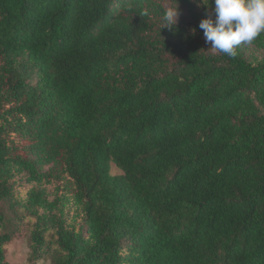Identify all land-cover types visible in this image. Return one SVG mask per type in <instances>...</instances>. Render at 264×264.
Returning a JSON list of instances; mask_svg holds the SVG:
<instances>
[{
    "label": "trees",
    "instance_id": "trees-1",
    "mask_svg": "<svg viewBox=\"0 0 264 264\" xmlns=\"http://www.w3.org/2000/svg\"><path fill=\"white\" fill-rule=\"evenodd\" d=\"M177 4L0 0V264H264V33Z\"/></svg>",
    "mask_w": 264,
    "mask_h": 264
},
{
    "label": "clouds",
    "instance_id": "clouds-1",
    "mask_svg": "<svg viewBox=\"0 0 264 264\" xmlns=\"http://www.w3.org/2000/svg\"><path fill=\"white\" fill-rule=\"evenodd\" d=\"M201 3L209 9L212 7L211 0ZM214 13L215 20L208 17L199 23L206 43L211 45L209 50L235 57L239 46L252 44L264 33V0H214ZM178 16V4L174 0V6L163 11L162 28L174 29Z\"/></svg>",
    "mask_w": 264,
    "mask_h": 264
},
{
    "label": "rangeland",
    "instance_id": "rangeland-1",
    "mask_svg": "<svg viewBox=\"0 0 264 264\" xmlns=\"http://www.w3.org/2000/svg\"><path fill=\"white\" fill-rule=\"evenodd\" d=\"M186 14V13H185ZM179 18V17H178ZM212 19L215 17L212 15ZM112 174L121 172L113 165ZM21 234L17 235L10 243L6 244V258L9 264H50L49 259H35L28 245L29 231L27 227H22Z\"/></svg>",
    "mask_w": 264,
    "mask_h": 264
}]
</instances>
